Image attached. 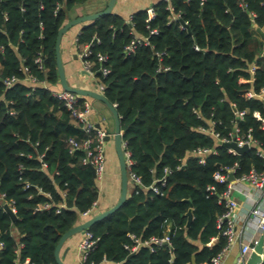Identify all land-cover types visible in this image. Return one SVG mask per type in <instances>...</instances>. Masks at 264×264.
Instances as JSON below:
<instances>
[{
    "label": "trees",
    "instance_id": "1",
    "mask_svg": "<svg viewBox=\"0 0 264 264\" xmlns=\"http://www.w3.org/2000/svg\"><path fill=\"white\" fill-rule=\"evenodd\" d=\"M244 1L246 9L237 0H170L187 22L184 27L180 20L168 21L171 11L166 0L153 5L154 17L149 18L147 8L133 13L132 24L114 12L81 23L78 43L91 44L93 71L105 85L106 97L117 104L124 150L134 160L130 171L144 185L130 184L133 189L124 204L88 228L99 239L83 264H201L225 246L217 220L226 210L219 202L226 185L218 183L214 173L220 166L235 163L236 175L253 167L264 171V157L256 148L229 152L198 127L215 118L222 120L215 128L228 132L236 119L235 103L238 110L248 109L239 120L241 132L251 129L264 149V130L253 115L255 110L264 115V103L244 96L245 89L259 91L264 86V38L255 33L256 27H264V3ZM84 2L0 0V45L5 44L0 52L1 78H24L31 72L53 88H61L57 34L70 19L69 11ZM250 11L257 14L254 20ZM152 28L158 33L151 34ZM134 34L149 36L152 45H140L127 54L125 46ZM38 50L45 56L43 70L34 62ZM156 51L166 52L161 60ZM98 53L107 55V60H98ZM253 62L258 68L252 80ZM165 66L169 68L164 70ZM103 67L110 69L106 75ZM1 97L0 191L14 200L17 219L0 209V264H58L54 252L61 236L101 211L102 192L91 167L82 162L85 153L82 149L71 152L67 142L70 137L82 140L85 133L42 84L32 89L20 81L6 89L0 79ZM215 145L218 153L208 155L205 163L191 155L197 147ZM41 153L48 163L43 169ZM166 166L172 172L161 185L157 179L165 175ZM26 181L32 186L25 188ZM152 184L160 191L155 192ZM209 185L217 193H211ZM96 200V212L82 216ZM46 201L52 202L51 208L36 210ZM61 202L65 207L58 212ZM190 208L193 217L187 225ZM130 234L143 240L169 235L170 246H156L152 251L142 245L131 251L127 247L133 244ZM214 237L218 241L210 245Z\"/></svg>",
    "mask_w": 264,
    "mask_h": 264
},
{
    "label": "built area",
    "instance_id": "2",
    "mask_svg": "<svg viewBox=\"0 0 264 264\" xmlns=\"http://www.w3.org/2000/svg\"><path fill=\"white\" fill-rule=\"evenodd\" d=\"M168 2V8L171 11L170 15L168 17L169 22L174 21H181L182 27L187 26V22L183 21L181 18V12H175L174 7L171 5L170 0H166ZM239 4L246 9L247 3L244 0H237ZM264 3V0H263ZM60 8V4H57L56 10ZM23 10L24 8L21 7ZM149 18L154 17L156 15V10L154 6H149L147 8ZM250 15L252 20L256 17L255 11H250ZM4 19H8L7 13H4ZM128 23L132 24V15L126 20ZM42 26V24H41ZM2 26H0V32L2 31ZM151 34H157L158 29L152 28L150 30ZM23 38H20L19 41H22ZM8 45H13L11 42H8ZM140 45H152L150 42L149 36L134 34L131 41L125 46L124 51L129 54L132 52H135V50ZM76 46L80 48L81 50V59H82V65H83V71L85 74L91 76L94 78L96 82L97 89L104 93L105 85L102 83V81L96 77L94 71H93V64L94 62L90 59V55L92 54L93 50L91 48V44L85 43L83 46L78 43V36L76 38ZM16 50H18L17 46H14ZM199 49L198 47H196ZM5 50V44L0 45V52L3 53ZM165 51H156L155 54L161 60L163 56L165 55ZM98 60L105 61L107 60V55L98 53ZM22 62L25 61V58L21 56ZM44 53L42 50H38L34 62L37 64L38 68L43 70L44 69ZM169 67L165 66L163 69L167 70ZM258 68L257 62H253L252 65L249 68V71L252 76V80L254 79L255 72ZM29 67L25 66L23 67L24 71H28ZM103 75H106L110 69L108 67L102 68ZM1 74V70H0ZM4 86L6 89L12 88L16 83L20 81L27 82L32 89H35V87L38 84H42L45 88H48L51 90L52 94L57 98V100L63 104L69 111L71 116L75 119L77 124L81 127V129L85 133V137L82 140H79L76 137H70L68 138V145L71 152H74L76 150L82 149L84 151V156L82 159L83 164L93 166L95 168L96 172V179L98 182L103 180V177L106 173L107 169V158H106V136L107 134H110L106 130H104L102 127L97 126V122L94 120L92 113H93V106L91 105V102L87 99H83L78 93L69 91L61 88H53L46 80H40L34 73H27V75L24 78H20L16 75L13 76H6L4 78H1ZM244 96L246 98H259L264 103V86L259 90H255L253 88H248L244 90ZM2 100V97L0 98V102ZM115 106L116 103H113ZM235 111H236V119L234 121V126L231 130L228 132H222L215 128V125L222 124V120L210 118L207 120L206 126H199L198 129L202 132H205L207 134L212 135L217 141L218 146H224L223 143L225 142H236L238 146L247 145L249 149L256 148V153L262 157H264V149L262 148L261 142L256 139L252 133L251 129H249L247 132L243 133L241 132V128L239 126V120L244 117V115L247 113L248 109L238 110L236 108V104H232ZM11 114H15L14 110L9 111ZM195 112H197L195 110ZM253 115L261 121V128L264 130V115L259 110H255ZM197 116L200 117V114L197 113ZM125 144L123 143V146ZM226 147V146H225ZM229 152L236 153L237 151L232 147H226ZM125 151V157H126V163L128 167L129 177L132 179L136 185L140 187H144L142 180L139 176L132 173L131 165L134 163V160L131 157V153L128 150ZM218 153V147L215 146H200L195 148L191 155L198 158L200 163H205L206 157L210 154H217ZM39 159L41 162V168H46L48 166V163L44 160V153H41L39 155ZM180 167V166H178ZM22 168V165H20V170ZM237 170V163L234 165H227V166H220L218 170L214 173V178L218 183H223L226 185V188L219 193V202L224 203L226 206L225 212L218 217V226L223 227V235L226 237V244L222 248L220 252H218L215 256L211 258L209 262H205L202 264H224V255L226 251L229 249L232 243H234L237 239V225L235 220L232 218L233 210L237 207L238 202L235 198H233V192L236 188L237 183H245L250 184L254 188H257L259 190H263L264 188V171H259L255 167L251 168L249 171L244 172L240 175H236ZM165 175L161 178H158L157 180L161 182V185L166 184V176L167 174L172 172V169L168 166L164 168ZM233 174L234 177L230 179V175ZM32 186V184L29 181H26L24 184L25 188H29ZM155 192L160 191V187L157 184H152L150 186ZM41 190V188H40ZM208 190H210L211 193H217L216 187L214 185H209ZM8 205L12 211L16 214V207L14 204V200L7 199L6 193L0 191V209H5V205ZM52 207L51 201L41 202L36 207V210L41 209H48ZM62 207H65V203L61 202L57 206V211L59 212ZM98 207V200L94 201L92 203V206L88 208L87 210L82 212V216L89 217L94 212H96V209ZM252 214L254 218L249 221L251 224L252 222L254 225L261 230L264 233V212L259 208L255 207L252 209ZM258 217V221H255V218ZM130 237L133 239V244L131 246H127L130 248L131 251H136L138 248L142 245L148 246L152 251L155 250L156 246L161 247L163 245L170 246V237L169 235H165L164 237H158V236H152L148 239H141L140 237L136 236L135 234H130ZM99 237L94 236L93 232L86 229L83 233V236L81 238V241L79 243V254L80 258L83 261L87 258L90 251L96 246V243L98 241ZM257 240L254 241V245L256 244ZM23 244L20 243V246ZM3 247V243L0 242V249ZM253 248V246L250 245H244L243 246V252H247ZM264 259V258H263ZM264 261V260H263ZM188 264V263H187Z\"/></svg>",
    "mask_w": 264,
    "mask_h": 264
},
{
    "label": "crops",
    "instance_id": "3",
    "mask_svg": "<svg viewBox=\"0 0 264 264\" xmlns=\"http://www.w3.org/2000/svg\"><path fill=\"white\" fill-rule=\"evenodd\" d=\"M158 1L159 0H117L112 12L120 14L127 20L136 11L146 9ZM107 3L108 0H106V2L102 1V3L93 4L92 8L89 10L80 7L70 12V18L103 10L107 6ZM82 26L83 24L75 25L63 35L61 42L62 59L70 84L97 89L94 78L85 74L83 71L81 50L76 46V38ZM255 29L256 35H260V37L264 38L257 30V27ZM261 30L264 32V27L261 28ZM78 67L81 69L79 76L77 72ZM87 100H89L93 106L92 116L94 120L100 123V126L104 130L113 133L114 119L109 109L100 101H96L92 98H87ZM108 142L109 141H106V143ZM99 186L102 192L101 211H103L113 206L119 199L121 178L118 167H115L110 173L107 167L103 180L99 182ZM132 189L133 186L129 188V191L131 192ZM233 198L238 202L237 207L232 213V218L237 225V239L226 251L224 255V264H245L253 248L247 252H243V246L247 244L254 247V241L264 236V233L259 230L253 222L251 224L249 223V221L254 218L252 214L253 208L259 207L264 212V188L263 190H259L250 184L237 183L233 192ZM255 221H258V217L255 218ZM82 236L83 233L76 234L68 238L64 243L61 249V257L66 264H83L79 254V243ZM217 241L218 239L214 237L210 245L215 244Z\"/></svg>",
    "mask_w": 264,
    "mask_h": 264
},
{
    "label": "water",
    "instance_id": "4",
    "mask_svg": "<svg viewBox=\"0 0 264 264\" xmlns=\"http://www.w3.org/2000/svg\"><path fill=\"white\" fill-rule=\"evenodd\" d=\"M117 0H108L107 6L100 11L83 14L76 16L74 18H70L58 31L57 38H56V44H55V51H56V60H57V69H58V76H59V82L60 85L69 91L78 93L82 96H88L96 101L102 102L110 111L112 118L114 119V132L107 134L106 141H110L113 139L115 151L117 154L118 162H119V168H120V178H121V187H120V196L118 201L111 207L100 211L91 217L87 218L86 220L74 225L73 227L69 228L60 238L56 248H55V259L58 264H66L64 260L61 257V249L66 242V240L76 234L84 233L86 229L90 228L93 224H95L97 221L102 220L109 216L110 214L114 213L116 210H118L126 201L129 191L130 184L134 183L136 184L132 179L129 177L128 167L126 163V157H125V151L122 141V130H121V123H120V116L117 110V107L106 97L104 93H101L96 88H86L83 86H76L70 84L66 71L64 62L62 59L61 54V42L63 35L73 26L85 23L88 21L95 20L103 15L110 14L113 11V8L116 4ZM257 30L260 32L262 36H264V32L257 28ZM98 127L100 126V123H97ZM226 147H232L237 152L241 153L249 149L247 145L238 146L236 142H225L223 143ZM92 173L94 176H96L95 168L93 166H90ZM234 177L233 174L230 175V179ZM6 211L12 216L14 220L17 219V215L12 211V209L6 204L5 205ZM188 215V222L187 225L190 224L193 212L190 208L187 212ZM264 236L260 237L256 244L253 247V250L246 260L245 264H262L264 261Z\"/></svg>",
    "mask_w": 264,
    "mask_h": 264
},
{
    "label": "rangeland",
    "instance_id": "5",
    "mask_svg": "<svg viewBox=\"0 0 264 264\" xmlns=\"http://www.w3.org/2000/svg\"><path fill=\"white\" fill-rule=\"evenodd\" d=\"M102 1L103 2H106V0H86V2L74 6L69 11V13L71 11H75V10L79 9L80 7L84 8L86 10H89L90 8H92V5L93 4L102 3ZM77 72H78V76H79V73L81 72V69L79 67L77 68ZM106 158H107V167H108V172L109 173L115 167H118V170H120V168H119V162H118L117 154H116V151H115V146H114L113 139H111V141H109L108 143H106Z\"/></svg>",
    "mask_w": 264,
    "mask_h": 264
}]
</instances>
